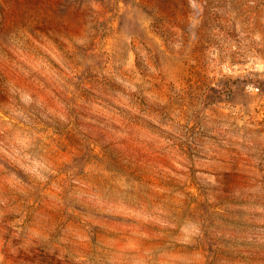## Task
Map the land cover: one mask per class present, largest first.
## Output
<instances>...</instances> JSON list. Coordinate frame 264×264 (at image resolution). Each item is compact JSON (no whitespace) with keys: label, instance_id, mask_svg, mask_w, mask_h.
Returning a JSON list of instances; mask_svg holds the SVG:
<instances>
[{"label":"rangeland","instance_id":"obj_1","mask_svg":"<svg viewBox=\"0 0 264 264\" xmlns=\"http://www.w3.org/2000/svg\"><path fill=\"white\" fill-rule=\"evenodd\" d=\"M0 264H264V0H0Z\"/></svg>","mask_w":264,"mask_h":264}]
</instances>
